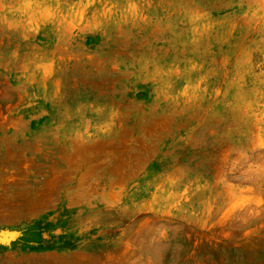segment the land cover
Wrapping results in <instances>:
<instances>
[{"label": "rangeland", "instance_id": "obj_1", "mask_svg": "<svg viewBox=\"0 0 264 264\" xmlns=\"http://www.w3.org/2000/svg\"><path fill=\"white\" fill-rule=\"evenodd\" d=\"M0 264H264V0H0Z\"/></svg>", "mask_w": 264, "mask_h": 264}]
</instances>
